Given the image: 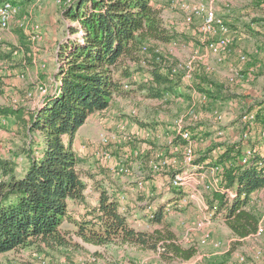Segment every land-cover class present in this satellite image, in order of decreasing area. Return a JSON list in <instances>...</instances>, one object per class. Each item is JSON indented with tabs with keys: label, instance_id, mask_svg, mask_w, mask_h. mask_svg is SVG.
<instances>
[{
	"label": "trees",
	"instance_id": "1",
	"mask_svg": "<svg viewBox=\"0 0 264 264\" xmlns=\"http://www.w3.org/2000/svg\"><path fill=\"white\" fill-rule=\"evenodd\" d=\"M63 16L71 26L68 37L58 45L51 93L33 110L0 106V117L14 120L22 142L18 154L26 161L18 174L15 162L0 160V255L42 245L51 249L77 246L62 229L67 222L84 244L129 245L158 252L165 260L190 261L195 248H183L176 242L169 224L163 222L168 216L163 209L155 214L152 232L137 231L128 224L108 194L106 183L112 179L102 166L86 173L98 193L97 205H90L85 194L88 185L80 171L84 159L72 147L76 131L89 116L108 110L113 97L126 95L130 89L125 84L135 85L128 81L132 65L145 69L148 80L140 90L147 99H162L182 86L181 64L159 49L176 43L180 36L164 25L152 0H70ZM229 29L236 30L235 26ZM20 40L26 48L23 36ZM8 59L10 54L0 52L1 61ZM211 73L196 75L199 94L212 103L241 102L214 76H203ZM262 105L255 103L245 112H255V124L264 127ZM136 123L143 128L150 125ZM243 152L236 142L199 160L207 161L208 168L221 167L224 186L209 193L205 202L237 239L255 232L259 217L250 205L253 194L264 187V156L255 150L247 164L240 165ZM73 205L84 208L77 219L72 217ZM160 225L162 229H157Z\"/></svg>",
	"mask_w": 264,
	"mask_h": 264
},
{
	"label": "rangeland",
	"instance_id": "2",
	"mask_svg": "<svg viewBox=\"0 0 264 264\" xmlns=\"http://www.w3.org/2000/svg\"><path fill=\"white\" fill-rule=\"evenodd\" d=\"M14 1L20 6V17L7 31L0 32V52L10 54V59L7 61L0 60V74L5 73V76H0V106H16L31 110L38 104L42 105L44 96L38 93L40 87H45L48 92L52 91L57 67L58 45L68 37L67 28L71 26L63 16L64 6L70 0ZM177 1L186 4L197 2H203L206 5L211 4L216 9L215 13L218 18H221L230 28L235 26L236 30L227 27L226 35H231L229 49L224 56V62H227V64H236L238 53L245 52L248 55L249 51H246V49L251 50L258 44L259 48L264 51V39L257 41L247 37L248 31L243 23L249 22L252 18L250 14L249 17H244L243 22L240 24L235 23V19L229 18L233 13L253 11V8L259 10L258 12L254 11L253 16L255 18H264V13H262L264 0ZM160 2L161 7H163L160 10L164 12L163 19L167 23L168 21L174 22L175 31L180 37L176 43L159 46V49L178 60L183 66L192 67L193 78L190 81H182L183 86L173 94H167L162 99H147L144 96L145 91L140 90V86L148 80L145 69L140 71L132 65L131 79L128 81L135 82V85H128L127 88L130 91L126 95L112 99L108 110L97 115L98 118L95 119L96 127L99 128L98 123L101 122L104 128L100 132L92 134V141H88L90 144L88 147L96 148H93L94 153L84 156V163L80 166L81 176L88 185L86 196L89 204L95 202L96 195L92 192L93 189L90 188L91 184L86 173L97 166L109 170L107 162H110L114 157V151L111 152L110 150L117 145L116 141L123 139L126 142L127 149L121 154L130 157L134 148L135 150L138 148L137 151L139 152L144 144L153 147V144L156 146L164 141L162 137H166V133H163L162 128L166 126L176 128L182 117L183 127L188 128L186 120L189 107H191L189 106L191 98L195 100L196 104H199L198 96L196 94L192 95V91L188 87L195 82L197 74L202 76L204 66L211 67L212 73L203 76H213L215 74L216 79L223 86L226 85V75L222 67L216 64L207 52L204 42L195 41L198 38L204 41V38L198 32L200 20L193 19L189 21L187 15L180 8L169 6V0H160ZM167 13L174 16L173 19H170ZM32 35L36 36L34 44L28 41V37ZM219 35L224 36L221 33ZM21 36L24 38L23 42L26 48L22 46ZM244 65L242 71L246 68L245 72L249 73L250 76L247 77L246 74L238 75L236 82L231 87V91L242 96L241 102L237 100L234 103H212L211 106L200 107V110H197L199 114L194 123V128H199L197 129L196 140L197 157L200 152L201 154L209 152L216 154L224 144L232 141L231 138L238 136L244 130L243 126L241 129L240 126L236 125L238 116L248 108L247 106H250V101H254L253 98L257 93L264 94V62L250 60L248 64ZM43 71L46 72V75L42 74ZM123 81L127 82L126 79ZM28 93L33 94V101L26 97ZM218 111L221 114L223 113L224 116L221 122L215 120V112ZM136 121L150 125L143 128ZM12 124L15 125L14 120L9 119L6 126L0 128V160L15 162L17 164L16 172L20 174V170L25 167L23 156L18 154L22 142L21 136L17 133L16 125L15 129H11ZM254 125V127H251L250 134L259 127L256 124ZM224 128H229L226 132L229 136H219L217 134ZM262 129L260 128L257 131ZM101 134L108 137V145L103 146L100 143ZM106 150L110 151V158L103 157V152ZM2 178L0 173V179ZM201 195L199 201L202 200L205 204L204 200H206L208 194L201 192ZM175 206L177 204L171 206L168 212L169 215L163 222L169 224V228L175 235L178 244L183 248H195L196 253L190 261L165 260L158 252L145 251L129 245L93 246L84 244L74 235V226L66 222L62 225V229L67 232V238L77 246L71 245L67 248L51 249L42 245L41 247L34 246L19 249L0 255V264H77L78 259L84 260L85 264H239L237 262L239 256L244 257L243 264H264V234L257 241L250 239L238 240L231 235L221 215H213L207 226V231L210 234V241L221 242L220 248L215 249L212 242H203L201 233L193 228V223L198 217H201L202 213H206L205 208H202V202L199 208L196 203L192 202L187 203L184 207ZM205 207L210 213L206 204ZM250 207L259 218L263 217L264 194L261 199L253 200ZM71 208L73 218L77 219L84 214L83 206L73 205ZM162 226H157V229H162ZM153 228L150 229L151 232ZM257 252L260 253L258 258H256ZM90 259H94V262H89Z\"/></svg>",
	"mask_w": 264,
	"mask_h": 264
},
{
	"label": "crops",
	"instance_id": "3",
	"mask_svg": "<svg viewBox=\"0 0 264 264\" xmlns=\"http://www.w3.org/2000/svg\"><path fill=\"white\" fill-rule=\"evenodd\" d=\"M152 3L156 7H158L159 9L163 8L160 5V3H161L160 0H152ZM208 6L212 7L211 4H209ZM214 10L216 12V9H214ZM160 11H161V17H162L164 25L168 29L175 31L176 28L174 26V22L173 21H168V23L165 22V20L163 19V13L164 12L162 10H160ZM254 11L258 12L259 10L256 8H253V11H248V12H243V13H238V14L233 13V14H231V16L229 18H231L233 20L235 19L234 20L235 23L237 22L238 24H240L243 22L242 19L244 17H246V18L249 17V14H250V17H252V18L249 20L248 23H243L244 24L243 26L247 29V27H246V25H247V26H249L250 30H252V32H250V31L247 32L248 33L247 37H249V38L251 37V38L259 41V40L264 39V18H255V16H253ZM262 13H264V10ZM256 16H257V14H256ZM168 17L170 19H173L174 16H172L171 14H168ZM254 20H260V22L257 23V22H254ZM0 32H4V31L0 30ZM198 36L201 37L200 35H198ZM198 39H196L195 41H200L203 43L202 40H200V39L198 40ZM259 47L260 46L258 44L255 47H253L251 50L246 49V51H249L248 52L249 53L248 54L249 62H250V60L257 61V62L258 61L264 62V51H262L261 48H259ZM243 53H245V52H243ZM220 66L224 70L226 76L228 75V70L230 68H235V69L239 70V75H245L246 74L247 77L250 76L249 73L245 72L246 68H244L245 70L242 71V68L245 65H241L238 62L237 58H236V64H234V65L233 64H227V62H224ZM204 68H205V66L202 68L203 72H205ZM42 74L46 75V72L43 71ZM1 75L3 77V76H5V73L0 74V76ZM197 84H199V81L196 79L195 82H193V84L188 87L189 90L192 91V95L196 94V96H198V98H199L198 103L199 104H196L195 100L193 98H191V101H190L191 104H189V106H191V107H189V110L187 113L188 118L186 120V126L188 127L187 130H189L192 133V135L194 136L193 139L195 140L193 143L194 151H195L194 163L197 167L201 168V169L197 170L198 176L202 177L201 179H203V177H204L206 180H209L210 178H212V176L209 174V168L206 167L208 162L207 161H204V162L199 161L200 158L206 153L201 154V152H200V155L197 157L198 151H197V147H196V145H197L196 140H197V134H198L197 129H199V128H194L195 127L194 123L197 119V115L199 114V113H197V110H200V107L211 106L212 102L210 100H207L202 94H199L195 90V85H197ZM233 85L234 84H229L227 82V79H226V85L224 86V89L231 94H235L239 97H242L239 94H236L233 91H231V87ZM115 97L119 98L121 96H115ZM115 97H113V99H115ZM254 97H255V98H253L254 101H252V100L250 101V106H253L254 103L259 104V103L264 102V94L257 93L256 96H254ZM30 100H32V99H30ZM33 100H34V98H33ZM39 101H40V99H39ZM39 101H38V103H40ZM43 102H44V100H42V104H43ZM228 102L234 103L236 101H228ZM217 103L223 104L222 102H217ZM40 106L41 105L38 104V106L31 108V110H33L36 107L40 108ZM250 106H247V107H250ZM192 109H193V115L196 113V116L194 118H193V115L191 116L190 112H189ZM106 111H104V112H106ZM104 112L96 113V114L89 116L87 118V120L85 121V123L76 131L75 139L72 143V147H73L74 151L83 159H85L84 158L85 155L94 153L93 148L95 149L96 147H93V148L88 147V145H90L88 141H92L91 136L94 132L95 133L100 132L101 129L104 128V125H102L101 122H99V121H98L99 123L97 122L100 125L99 128L96 127L97 124L95 123L96 122L95 119L98 118L97 115L103 114ZM244 112H242L236 120V125L240 126L241 129H242V125L240 123V118ZM218 113H221V112L218 111ZM9 119L10 118L7 119V118L0 117V128H4L6 126V124L8 123ZM12 125L13 126L11 129L13 130V129H15V125L14 124H12ZM256 125H258L260 127V124H256ZM254 126L255 125H253V127ZM189 127H191V128H189ZM259 127L257 130H259L260 128H263V129L261 131L254 130L253 132H251L248 140H242L241 133L243 131H241L240 134H238V136H234L235 138L234 137L231 138L232 141L228 142L227 144H232V143L238 142L241 144L243 149H246L248 147H254L255 150L258 151L260 156H264V137L262 136V131L264 130V127L263 126H261L260 128ZM162 130H163V133H166V137H164V136L162 137V140H164V141H162L160 144H157L156 146H155V144H153V147L151 145L147 146L146 144H144L143 148L141 149V150H143V152H142L141 156H139V157L135 155V152L137 151L138 148H136V150L134 148L133 153L131 154L130 157H128L127 155L121 154L122 152H124L125 149H127L128 145L125 144L126 142L123 139L121 141L120 140L116 141L115 143L117 145L113 146L111 148L112 150H110L111 152L114 151V157L112 158V160H110V162H107L108 163V169L111 172H112L113 167L119 166V165H124V166H127L128 168H130L133 172L140 173L144 178V182H145L144 188L142 190H137L134 177H130V176L125 177V176L113 175V173H111L109 170L106 169L109 173V177L112 179V182L106 183V189L108 191V194L111 197H113L115 200L119 195L125 196V201L122 203H119L118 205H121V206L126 208V213H124L123 215L126 216L128 224L132 228H135L137 231H144V232L150 231L151 232L150 229L153 228V226H154L152 222L148 221L147 216L145 214V206L144 205L147 202H150V201L153 202L155 208L157 207L158 210L163 209V211H164L165 205L169 206V205H172L173 203H179L180 200H177V199H179L183 193L189 192V190H194L193 187H191V188L188 187L185 189H181V190L177 189L175 191H172L166 187V182L171 177L165 176L163 174L162 175L154 174L151 172V170L149 168V161L154 160L157 156L156 154L160 151H163L165 154H167L169 156H174V157L176 156L178 159L180 158L179 152L174 151L172 147L168 146V142L171 139H173V142L175 145L182 144L181 139L177 137L176 128H174V127L171 128L170 126H166V127H163ZM228 130H229V128H226V129L224 128L223 130H221L217 134L219 136H224V135L229 136V134L226 133ZM199 132H200V130H199ZM227 144H224L218 150V152H220L223 149V147L226 146ZM213 153L214 152H212L210 154L208 153V155H210V156L214 155L215 156L217 154V153L216 154H213ZM23 161H24L23 163L25 165L26 164L25 159H23ZM24 168L25 167H23V169ZM23 169L20 170V173L23 171ZM176 170H178V171L183 170L182 166L179 165V167ZM204 174H206V175H204ZM96 178L101 179L100 176H97ZM201 179L197 180V183H195V185H193V186L201 189L200 184L204 180V179L203 180H201ZM90 188L92 190V186H90ZM89 192H91V191H89ZM92 192L96 195V199H95V202L93 204H90V205L96 206L97 201H98V193L95 190H92ZM86 193H88V192L86 191L85 194ZM263 194H264V190H259V191L255 192V194H253V196H252V201L256 200L257 198L261 199ZM197 201H198V199H197ZM164 215H169V213L168 214L164 213ZM154 228H155V226H154ZM245 239H247V238L238 239V240H245Z\"/></svg>",
	"mask_w": 264,
	"mask_h": 264
},
{
	"label": "built area",
	"instance_id": "4",
	"mask_svg": "<svg viewBox=\"0 0 264 264\" xmlns=\"http://www.w3.org/2000/svg\"><path fill=\"white\" fill-rule=\"evenodd\" d=\"M40 1V0H35ZM169 6L171 8H180L186 15L187 19L190 20H200V25L198 28V32L200 35L204 38V43L207 52L210 54V56L215 60L216 64L222 65L224 63V56L226 55L229 44H230V36L226 35L228 31V26L226 23L221 19L218 18L215 10L204 4L203 2H197L194 4H186V3H178L177 0H169L168 2ZM21 9L20 6L12 0H0V30L7 31L12 24L17 22L18 18L20 17ZM219 33L224 34V36H220ZM213 38V39H212ZM36 40V36L32 35L28 37V41L31 44H34ZM237 60L241 65L247 64L249 62V57L246 53H238ZM182 71V81H190L193 76V68L186 65H180L179 66ZM186 70H184V68ZM184 71V73H183ZM204 71L206 73H210L212 69L209 66H205ZM204 72V73H205ZM239 75V70L235 68H230L228 70V75L226 76L227 82L229 84H234L236 82V77ZM128 85H124L125 89ZM48 90L45 87H40L38 93L42 96L46 95ZM167 95V94H166ZM27 98L33 99V94L28 93L26 95ZM16 107V106H14ZM259 110L262 114H264V105L259 107ZM190 115H193V109L189 111ZM194 118V115H193ZM224 116L221 113L215 112V120L217 122H221L223 120ZM256 121V114L255 112H245L242 114L240 118V123L244 127L243 132L241 133L242 140H248L250 137V131L251 127L255 124ZM184 122L183 118H181V121L178 122V125L176 127L177 130V137L180 138L184 143L175 145L173 142V139H171L168 142V146L172 147L174 151H178L180 158L178 159L176 156H169L165 154L163 151L158 152L156 155V158L154 160L149 161V168L152 173L159 174V175H165L171 177L166 182V187L172 191H175L177 189H185V188H191L193 187L194 190H189V192L183 193L182 196L177 199L180 200L179 203H173L177 204L175 207H184L187 203H196L198 204V208L200 203L202 202V208L205 210V214L202 213L201 217H198V219L193 223L194 230H197L201 233V239L203 242L210 241V234L207 231V226L210 222V220L213 217V213H208L207 208L205 207L204 202L201 200L199 201V198L202 196L201 192L204 193H211L216 192L219 190H222L224 186L223 178H222V170L221 167L218 166H211L209 167V174L212 176L208 180L201 179L202 177L198 176L197 170L201 169L200 167H197L194 163L195 160V151H194V137L192 133L187 130V128L183 127ZM262 136L264 137V130L262 131ZM100 143L103 146L108 145V137L105 135H100L99 139ZM143 150H140L139 152L136 151V156H141ZM255 153V150L251 147H248L244 149L243 156L239 161L240 165L247 164L248 160L253 157ZM104 158H110V151L106 150L103 152ZM182 166L183 170H176L178 167ZM174 169V170H173ZM113 175H119V176H130L135 178V184L137 190H142L144 188V178L140 173L133 172L130 168L124 165L115 166L112 168ZM203 180V182L200 184L201 189L198 187H195V183H197V180ZM192 188V189H193ZM264 190V187L261 189ZM181 192V191H180ZM227 193L231 195V192L227 190ZM181 194V193H180ZM198 199V201H197ZM125 201L124 195H119L116 198V202L122 203ZM205 201V200H204ZM172 205H165L164 212L168 214L170 211V208ZM145 214L147 216V219L149 222H153L155 218V214L157 213V207L155 208L153 202H147L145 205ZM118 210L120 213L124 214L126 213V208L118 205ZM201 210V209H200ZM209 210V209H208ZM202 211V210H201ZM183 224V223H181ZM185 225V224H184ZM135 229V228H133ZM136 230V229H135ZM264 234V216L259 218L257 228L255 232L247 237V239L257 241L259 240ZM212 242L213 248L218 249L221 246V242L219 241H210ZM159 248V252H160ZM256 258L259 257L260 253H256ZM244 257L239 256L238 257V263L243 264L244 263ZM89 262H94V259L88 260ZM77 264H85V261L82 259L77 260Z\"/></svg>",
	"mask_w": 264,
	"mask_h": 264
},
{
	"label": "water",
	"instance_id": "5",
	"mask_svg": "<svg viewBox=\"0 0 264 264\" xmlns=\"http://www.w3.org/2000/svg\"><path fill=\"white\" fill-rule=\"evenodd\" d=\"M50 93H51V91H49ZM49 92L46 94V95H44V98H43V100L46 98V96L49 94Z\"/></svg>",
	"mask_w": 264,
	"mask_h": 264
}]
</instances>
